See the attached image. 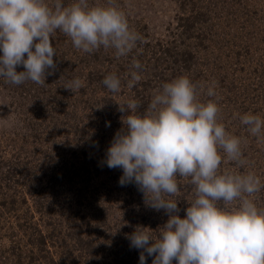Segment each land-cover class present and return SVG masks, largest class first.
Returning <instances> with one entry per match:
<instances>
[{
	"label": "rangeland",
	"instance_id": "obj_1",
	"mask_svg": "<svg viewBox=\"0 0 264 264\" xmlns=\"http://www.w3.org/2000/svg\"><path fill=\"white\" fill-rule=\"evenodd\" d=\"M0 264H264V0H0Z\"/></svg>",
	"mask_w": 264,
	"mask_h": 264
}]
</instances>
